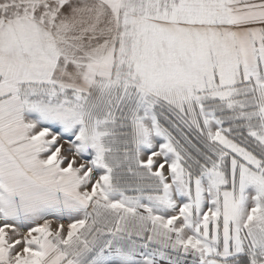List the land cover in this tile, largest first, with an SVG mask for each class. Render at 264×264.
Listing matches in <instances>:
<instances>
[{
  "label": "snow or ice",
  "instance_id": "snow-or-ice-1",
  "mask_svg": "<svg viewBox=\"0 0 264 264\" xmlns=\"http://www.w3.org/2000/svg\"><path fill=\"white\" fill-rule=\"evenodd\" d=\"M0 264H264V0H0Z\"/></svg>",
  "mask_w": 264,
  "mask_h": 264
}]
</instances>
